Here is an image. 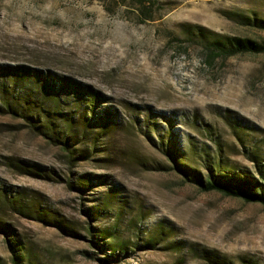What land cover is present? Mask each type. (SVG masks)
<instances>
[{
    "label": "rangeland",
    "instance_id": "rangeland-1",
    "mask_svg": "<svg viewBox=\"0 0 264 264\" xmlns=\"http://www.w3.org/2000/svg\"><path fill=\"white\" fill-rule=\"evenodd\" d=\"M260 21L264 0H0V65L30 69L39 90L35 77L46 73L103 98L83 129L84 105L77 110L71 93L54 106L39 90L0 83L11 106L42 101L40 114H29L39 126L51 120L39 135L0 112V225L17 241L20 264H264V207L198 190L166 156L174 152L203 178L221 157L215 175L257 179L264 53L209 67L200 43L261 44ZM69 117L75 138L64 126ZM65 136L73 137L72 156ZM18 161L43 174L9 166ZM37 207L60 224L37 220ZM114 252L122 254L105 260ZM11 257L0 233V264Z\"/></svg>",
    "mask_w": 264,
    "mask_h": 264
},
{
    "label": "trees",
    "instance_id": "trees-1",
    "mask_svg": "<svg viewBox=\"0 0 264 264\" xmlns=\"http://www.w3.org/2000/svg\"><path fill=\"white\" fill-rule=\"evenodd\" d=\"M140 6L143 5L142 2L139 1L138 3ZM142 8V7H140ZM145 9L140 10L141 15H144V19L148 20L151 18L150 15H146L144 13ZM257 25L260 26V28H264V22L260 21ZM201 54L203 57V62L205 65H208L211 67L217 60H226L228 58L242 55V54H259L264 53V42L259 44L255 41L249 40V39H240V38H223V39H217V40H209L207 38L201 37ZM30 69H27L23 66H12V65H0V78H3L0 83L1 85L3 82L6 84L8 83L10 87H15L18 84L28 86L27 88H31L32 92H36V90H39L38 88H34L30 83L33 79V74H31ZM37 74H35L36 76ZM35 82L39 84L40 90L42 95L47 97L48 104L58 106L59 101L58 98H60V94H70L72 96L70 97V101L72 102L73 106L79 110L81 106L84 105L83 108V114L82 115V123L81 128L86 129L88 126L92 125V121L94 119V113L96 108L99 106V102H103L102 95L99 94V92L94 91L91 89V87H85L82 84H79L78 82L69 81L65 78H59L58 80H55L50 75L44 73L39 74L35 77ZM9 79V80H8ZM1 80V79H0ZM3 88V86H1ZM29 95V94H28ZM43 97V98H45ZM0 112L5 111V113L18 116L19 118H22L24 122H26L27 126L36 132L39 135H45V133L42 130H49L51 127H48V121L46 123H40L39 118L34 119L33 116L29 113L28 109H32L35 112H38V115L40 114L43 103L40 101V104H35L34 107L29 108V104L31 101H25L24 104L20 105L19 103H16L15 105L11 106L10 99L6 95L0 96ZM33 103V102H32ZM33 113V112H32ZM104 116H102L101 121H104L106 126L111 122L112 118V112L109 110H106L104 112ZM66 124L64 125L69 134H72V136L75 138V134H73V122L74 120L69 117L64 120ZM106 126H103L102 128H106ZM204 128L209 132V126L203 125ZM72 128V129H71ZM67 137L65 136L64 139L65 142L62 143L63 149L68 152L69 155L72 156L74 153L70 141L73 140V137ZM219 147V144H217ZM168 158L171 160V162L174 165V168L177 169L183 176V178L192 184H194L198 190L202 192H217L225 197H231V198H238L241 199L245 203L249 204H258L264 207V167H260L257 165L256 173H257V179L251 178L245 174L242 175V177L235 176V175H228L225 176L221 174L215 175L213 171L218 168V170L222 169L223 163L222 159L217 161L216 167H212L211 164L208 165V174L205 178L203 176H200L196 174V171L189 169L185 166H180L177 161V155L174 154V152L166 153ZM213 164V162H211ZM258 164V163H257ZM10 167L15 168L19 173L21 174H33L34 172L42 173V171H39V168H35L34 166L30 165L29 163L25 162H11L9 164ZM192 172V174L190 173ZM194 173V174H193ZM43 174V173H42ZM113 196V195H112ZM11 199V200H10ZM7 202L10 203L11 206H15L18 209H15L16 212H21L20 203L18 199L10 198ZM110 201L107 200L104 205L109 204ZM53 213H49L46 210H42L41 207H37V209L34 211V216L37 220H41L43 222H53L58 223L55 220ZM60 224V223H58ZM60 226V225H59ZM90 231V230H89ZM0 233L5 234L7 236L8 240V249L11 253V261L13 264H20V252L18 249V243L16 240H13L9 237L10 232L7 229H4V226L0 225ZM92 234V233H91ZM104 236V239L107 235ZM99 238V237H98ZM107 238V237H106ZM97 247L99 248V242L96 243ZM111 250V249H110ZM122 254V252H114L107 256L105 260H111V262L116 261L117 258ZM205 259L209 262L216 261V258L210 255H205ZM216 264V263H215ZM218 264V263H217Z\"/></svg>",
    "mask_w": 264,
    "mask_h": 264
}]
</instances>
